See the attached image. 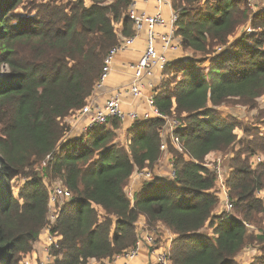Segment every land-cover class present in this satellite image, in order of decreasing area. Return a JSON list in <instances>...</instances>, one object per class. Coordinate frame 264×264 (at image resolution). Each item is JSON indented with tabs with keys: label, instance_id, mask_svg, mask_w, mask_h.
Masks as SVG:
<instances>
[{
	"label": "trees",
	"instance_id": "obj_1",
	"mask_svg": "<svg viewBox=\"0 0 264 264\" xmlns=\"http://www.w3.org/2000/svg\"><path fill=\"white\" fill-rule=\"evenodd\" d=\"M85 1L68 0L42 20L16 21L21 0H0V264H23L47 230L50 264L111 261L136 246L141 218L176 237L167 253L171 264H239L248 245L264 241L262 228L250 230L264 224V135L239 136V123L219 108L231 99L254 107L264 96V12L251 23L259 33L226 49L250 4L214 0L201 12L196 0H173L180 10L175 35L207 60L173 59L163 72L183 77L173 90L157 89L155 105L178 121L174 136L184 153L170 146L176 177L144 181L131 201L126 187L135 172L163 158L167 120L131 122L128 147L116 142L118 119L67 138L68 119L94 97L106 58L122 37L135 34L127 16L134 0ZM239 144L247 148L236 152ZM212 154L233 155L222 171L233 213H215L224 204L216 193L218 171L206 163ZM44 178L71 193L55 220ZM261 251L254 264H264Z\"/></svg>",
	"mask_w": 264,
	"mask_h": 264
},
{
	"label": "rangeland",
	"instance_id": "obj_2",
	"mask_svg": "<svg viewBox=\"0 0 264 264\" xmlns=\"http://www.w3.org/2000/svg\"><path fill=\"white\" fill-rule=\"evenodd\" d=\"M67 1L68 0H21L20 4H18L14 10V14L17 16L16 21L17 20L18 21L19 20L20 21L21 20L26 21L28 19H36V18L38 20H42L44 18V16H46L48 14L47 13L48 10L57 11V10L64 9ZM213 1L214 0H196L194 10L205 12L206 8H208V6L213 3ZM243 1L245 4H250V7L249 6H246L247 8L245 7V9H248V11H247L246 15L242 14L240 20L244 21L245 17H248V18H246L248 20L246 21L245 24H243L237 28L236 33H235V35H233V37H230V43L226 46L227 47L226 49L233 48L234 45L238 42V40L240 38H243L244 35L249 36L250 34L255 35V34L259 33V30H254L251 23L255 18H260L261 17L260 14H262L264 12V0H243ZM85 3H86V6H91L92 0H86ZM171 3H172L173 10H175L177 13H178V11L180 12V10L175 9V7L173 5L174 4L173 0H171ZM150 10H151V7H150ZM116 29H117L119 35H121V33H120L121 25L120 24L116 25ZM175 37L176 38H174V43L177 46V49L175 52L172 53V56H170V58L175 57L178 60H184L187 58H192L194 53H192L189 50L184 49L182 47V39L180 37H177L176 35H175ZM223 51H224V49H223ZM195 55L198 56V60H199L198 62H200L201 60H207V59L203 58L204 56L202 54H195ZM213 55H211V58H213ZM137 60H135V61H137ZM135 61H132V62H135ZM209 64H210V59H208V61L206 62L205 67H208ZM132 79L130 80V82L132 81ZM155 79L159 80L158 88H157L159 91V89L161 90L163 88V86H168L169 90H173L175 88L176 84L183 80V77L180 74L179 75H174L172 73L166 74V73H163V71H162L161 74L160 73L157 74ZM106 84H107V82H106ZM106 84L104 85V87L106 86ZM104 87L100 90H97V92L95 93V96H94L95 101L97 98H99V99H104L103 101L106 102V100H105L106 98H103V97L100 98L101 93L104 90ZM147 94H149V91L147 92ZM125 101L132 103V106L134 107L133 110L138 112L139 114H143L147 111L150 112L149 106L147 105L146 101L143 99L142 100H135L136 101L135 102V101L131 100L130 98L126 97ZM123 102H124V100H123ZM104 104L102 106L99 105L100 108H103ZM92 105H94V104H92ZM92 105L86 106V107L91 108ZM94 107H96V106H94ZM219 112L222 114V117H224L226 119H229V118L233 119L234 118L236 120V122L239 123L240 126L238 125V127L240 128V130L239 129L238 130L241 133V135L238 133L239 136H241V137L247 136V137L252 138V136L254 135L252 133H254L256 131L259 134L264 135V96L258 100L256 106H254V107L243 106L238 99H231L225 105H223L219 108ZM86 115L90 121L89 113ZM82 116H83V114L81 111L77 112L75 115H73L71 118L68 119V123L72 126L74 123L73 120L80 119ZM176 123H177V121L175 119H172V118L168 119L166 121V124H165L164 129H163V142L161 144V151L164 153V155H163L162 162L158 166V168H152V169L149 168L148 170L145 169L143 171H136L135 177H133V180L134 179L137 181L140 180L142 183L144 181L149 182V181L153 180L154 178H156V179H162L163 178V181L171 182V177L172 178L176 177L174 174L173 165H172V158L174 157V155L170 152V146H172L174 148V150H176L179 154L184 153L183 143L180 142V145H178V143H175L173 141V138H174L173 135L175 134V131H176V129L174 130V128L177 127ZM129 125L128 124H125V125L121 124L120 128L117 129V131H116V134H117L116 142H119L120 145H124L125 147H128L129 141H130L128 130L131 127ZM249 140H251V139H249ZM242 148L244 150L247 148V146H246V148H244L243 144H239L238 146H236V149L239 151H236V152H240ZM244 156H243V158H244ZM232 157H233L232 154L227 155V156H224V154H213L206 159L207 167L210 170L218 171V172H220L219 171V169H220L221 171H223L226 174L224 167H226L228 165V162L230 161V159ZM161 167L163 168V170H166V174L164 177H162V175H159ZM253 167H255V166H253ZM40 174H42V173L40 172ZM221 174L224 175L222 172H221ZM222 178H223V176H222ZM44 180L46 181V184L47 185L49 184L51 186L50 188H52V190L54 191V188L57 187L58 182L57 183L56 182H50L48 180V178H44ZM216 180H217V188H218L216 190V193H218L221 189L222 190H224V189L221 186L222 185L221 181L219 182L218 179H216ZM17 182H18L17 184H19V183L23 182V180H19ZM60 186L63 187V184ZM130 188H131V186L129 183V185L126 187V195L131 200L133 197V195H132L133 191ZM225 188L227 189L226 186H225ZM227 191H228V189H227ZM52 194H54V193H52ZM218 196H219L218 197L219 200L222 203L223 198L225 197L223 191L220 192L218 194ZM63 202H64L63 200L58 199L56 201L55 206H62ZM50 206H51V204H50ZM224 208H225L224 205H220L219 209L215 213H218V212L220 213L221 211H225ZM54 210L55 209L52 208V206H51V211H50L51 216L54 215ZM233 210L230 212H227V213H233ZM259 228L260 229L262 228V231H264V224L260 227H257V228L255 226H253L250 230L255 232ZM212 232L213 231L209 228H206L205 231H203V233L208 234V235H211ZM137 233H138L139 238L137 240V245L134 248L138 247L139 257L132 264H136L137 263L136 261L142 257H144V259H145L143 264H171L170 260H169L170 257H167L168 261H166V263L164 260L161 261V257L158 258V255L161 252L166 251L169 254L170 249L173 247V243H174V240L176 239V237L170 231H168L166 228H164L162 226V224H160V223L149 228L147 226V224L141 220L137 223ZM257 233H258V231H257ZM48 237H47V239H48ZM148 240L155 241V243H149ZM262 248H264V241L261 243H258V241H257L253 245L252 244L248 245L238 257L239 264H254L258 259H260V258L262 259V256H263V253L261 251ZM46 250L49 253V248H46ZM123 254L115 257L111 261L101 262V264H119L120 259L122 258ZM51 260H52V258L50 256H48L47 261L44 262V264H50ZM137 264H140L139 261Z\"/></svg>",
	"mask_w": 264,
	"mask_h": 264
},
{
	"label": "built area",
	"instance_id": "obj_3",
	"mask_svg": "<svg viewBox=\"0 0 264 264\" xmlns=\"http://www.w3.org/2000/svg\"><path fill=\"white\" fill-rule=\"evenodd\" d=\"M155 11L152 13L149 10L140 9L137 5V0H134L130 5L127 16L130 21L133 22L135 34L131 38L121 39V43L117 45L110 52L109 56L105 60L104 74L98 84V90L102 89L106 84L112 66L115 62L116 57L128 50H131L137 39L141 35L145 36V48L141 56L135 62H130L126 65L127 69L132 74V81L127 84V86L115 90L112 95L106 100L104 107H85L81 112L83 115L89 113L90 121L86 127V130L92 128L94 125L108 124L111 119H118L122 122L129 120L134 122L137 120H150L152 118H166L155 105V93L158 88V83L155 79L158 73L164 72L170 61L175 59V57L170 58L172 53L176 51L177 46L174 43V38L176 34V23L178 22V13L173 10L171 0H155ZM167 12V14H166ZM252 35V34H250ZM219 53L223 52V48L218 49ZM171 60H170V59ZM149 91V94L147 92ZM131 96L134 100H145L150 108V112L147 111L143 114H139L136 111H130L127 113L124 111L123 100L124 97ZM178 123V121H177ZM174 128L177 129L178 125ZM173 141L180 145L181 140L173 135ZM184 149V148H183ZM50 156L47 157V161L50 160ZM258 163L262 161L261 157L257 158ZM217 172V179L221 181L225 197L223 198V204L225 206V211L230 212L233 209V204L230 202L227 189L225 188V176ZM175 174V172H174ZM223 176V178H222ZM58 184L51 192L50 204L55 206L58 199L66 201L71 198V193L65 188ZM54 193V194H52ZM217 194V195H218ZM219 197V196H218ZM54 212L59 209L57 206L54 207ZM52 219L55 220V215H52ZM249 227V226H248ZM48 231V245L52 243L53 236ZM149 243H155V241L148 240ZM137 245V243H136ZM139 245V244H138ZM48 247V246H47ZM139 257V249L132 248L122 255L119 264H132ZM161 257V261H168V254L166 251L161 252L158 258ZM28 264V263H26Z\"/></svg>",
	"mask_w": 264,
	"mask_h": 264
},
{
	"label": "crops",
	"instance_id": "obj_4",
	"mask_svg": "<svg viewBox=\"0 0 264 264\" xmlns=\"http://www.w3.org/2000/svg\"><path fill=\"white\" fill-rule=\"evenodd\" d=\"M137 2H138L137 6L140 9L149 10L152 13L155 11V5H156L155 0H137ZM150 7H151V10H150ZM166 14H167V12H166ZM144 48H145V36L141 35L140 38L137 39L135 46L131 50H128L124 53H121L116 57L115 62L112 66L110 75H109V79H108L109 82L107 81V84L104 87V90L102 91L100 98L103 97V98H106L105 100H107L115 90L120 89L122 87H125V86H127V84H129L130 80L132 79L131 78L132 74L127 69L126 65L132 61L137 60L141 56V54L143 53ZM156 81H157V83H159V80H156ZM126 97L135 101L131 96H126ZM125 99L126 98L124 97V102H123L124 109H126L125 111L127 113H129L130 111L133 110L134 107L132 106V103L125 101ZM103 100L104 99L97 98L95 101L94 97H92L86 106H91L92 104H94V105H92V107H94V106L100 107L105 103V101H103ZM73 122L74 123L71 126V133L67 136V138H77L80 135H82L86 131V127L89 124V119H88L87 115H85V116L83 115L80 119L73 120ZM120 122L122 123V125L131 124V122L129 120H127L125 122H122V121H120ZM237 132L241 135V133L239 131H237ZM162 159L157 163L155 168H158V166L162 162ZM165 174H166V170H163V168L161 167L159 175H162V177H164ZM133 177H135V174ZM133 177H132V180L130 181V186H131L130 189L133 192H136V194L138 195L141 192L143 182L141 183L140 180L139 181H137L135 179L133 180ZM259 197L264 202V191L259 193ZM141 220L144 221V223H146L144 218H141L139 221H141ZM48 234H49L48 231H45L41 235L39 241L34 245V250L25 257L23 264H26V263H28V264H44V262L47 261V258L49 256V254L46 250V248H48L47 247V237L49 236ZM138 261L140 264H143L145 259H144V257H142L139 260H137L136 262L138 263ZM88 264H101V262H97L95 260H92Z\"/></svg>",
	"mask_w": 264,
	"mask_h": 264
}]
</instances>
